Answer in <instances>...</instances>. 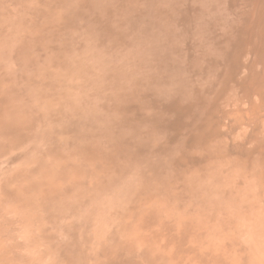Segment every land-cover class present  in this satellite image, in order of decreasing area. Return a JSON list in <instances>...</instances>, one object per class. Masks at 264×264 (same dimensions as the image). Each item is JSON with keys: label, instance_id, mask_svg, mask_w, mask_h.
<instances>
[{"label": "bare ground", "instance_id": "bare-ground-1", "mask_svg": "<svg viewBox=\"0 0 264 264\" xmlns=\"http://www.w3.org/2000/svg\"><path fill=\"white\" fill-rule=\"evenodd\" d=\"M34 1L0 47L26 82L1 59L0 152L37 142L0 183V264L66 236L60 264H264V0Z\"/></svg>", "mask_w": 264, "mask_h": 264}, {"label": "rangeland", "instance_id": "rangeland-1", "mask_svg": "<svg viewBox=\"0 0 264 264\" xmlns=\"http://www.w3.org/2000/svg\"><path fill=\"white\" fill-rule=\"evenodd\" d=\"M10 1V2H9ZM16 1V3L14 4V2ZM28 1L29 0H27V2H26V0L25 1H20V0H4V1H2V0H0V10H2V11H0V15H1V18H0V39H3V40H0V47H3V50L5 49V52H6V50H7V44H5L4 45V42L6 43V41L9 39L8 38V33H13V32H18V30L17 29H19V33H23L22 31V26H21V24H22V22L24 21V19L26 20H28L29 21V18H30V21L29 22H31L32 21V14L30 13V10H31V7H30V9H29V15L27 14V8H28ZM34 1V0H33ZM35 1H36V3H35ZM34 1V3L33 2H29V4H31L32 6H33V4L35 5V4H37V6L39 5V6H41L40 8H42V5L43 4H41V3H39V2H37V0H35ZM7 2H9L8 3V5H7ZM23 3V4H21L20 5V3ZM25 2V3H24ZM1 3H2V5H1ZM11 3H12V6H11ZM17 3H19V7L17 8L16 7V5H17ZM5 4V5H4ZM14 4V5H13ZM24 4L27 6V8H26V10H25V6H24ZM41 4V5H40ZM30 5V6H31ZM10 6V7H9ZM36 6V5H35ZM14 7H15V9H14ZM23 7H24V9H23ZM5 8H8V9H6L5 10ZM12 8V9H11ZM23 9V10H21V9ZM11 9V10H10ZM35 9H37L36 7L35 8H32V10H31V12L33 13V12H35ZM38 9H39V7H38ZM17 10H20V11H18L19 12V14H18V12H17ZM25 10V11H24ZM22 11V12H21ZM23 11H24V13H23ZM12 12V13H11ZM25 12H26V14L28 15H25ZM8 13H10L9 15H7ZM15 13H16V15H17V17H16V15H15ZM4 14L7 16V19H6V16H4ZM20 15H21V17H20ZM27 16V17H26ZM31 16V17H30ZM14 17V18H13ZM26 17V18H25ZM3 18H4V21H3ZM16 18H18V19H16ZM19 18H20V21H22L21 23H20V21H19ZM15 19V22H13V20ZM47 19V18H46ZM45 19V20H46ZM17 20V21H16ZM40 20V19H39ZM5 21H6V23H5ZM41 21L43 22V20H40L39 22V25H41ZM17 22H19V25L17 24ZM46 22L48 23L49 22V19L48 20H46ZM8 23H10V24H8ZM11 23H13V25H15V29H14V31H12V28L14 27ZM42 24H46L45 23V21L42 23ZM38 25V26H39ZM5 26V27H4ZM8 26H10V27H8ZM43 26V25H42ZM4 27V28H3ZM12 27V28H11ZM17 27V28H16ZM32 27V28H31ZM34 27H35V25H34ZM7 28V29H6ZM39 29V27H36L35 28V30L36 29ZM24 29V28H23ZM26 29H28L27 27H26ZM25 29V30H26ZM33 29V30H32ZM5 30V31H4ZM32 31V32H34V28H33V26L32 25H30V28L28 29V31ZM37 31V30H36ZM7 32V33H6ZM69 32H73V33H71V34H69ZM69 32H68V35L72 38V37H78V33H79V31H77V30H69ZM1 34H4L5 36H2ZM2 37H4V38H2ZM6 38V39H5ZM3 45V46H2ZM5 47V48H4ZM1 49V52L3 51L2 50V48H0ZM114 49V48H113ZM101 50V49H100ZM1 52H0V63H1V59H2V54H1ZM4 56V55H3ZM6 58V57H5ZM2 62H4V63H1V68H2V70L8 75V77H9V79L10 80H8V81H6L5 83H2L1 84V88L2 89H5V88H7L9 85H10V82H11V80L12 81H14V83L13 82H11V86L12 87H14V88H17V86H18V88H19V85L21 86L20 88H23L24 86H25V83L26 82H24V80L23 79H14L13 78V76H12V74H13V72H14V77H16V73H17V67L14 65V63L12 64V63H10V60L9 59H5L4 60V57H3V59H2ZM9 62V63H8ZM5 63H6V65H5ZM10 64H12V66H10ZM4 65V66H3ZM9 66V68H7ZM4 67V68H3ZM11 68V69H10ZM7 69H8V71H7ZM15 71H14V70ZM9 70H10V72H11V74H8L7 72H9ZM7 71V72H6ZM12 76V77H11ZM18 81H19V83H18ZM21 81H23V82H21ZM16 82H17V86L15 87V85H16ZM22 83V85H21V83ZM7 83V84H6ZM12 84H14V85H12ZM24 84V85H23ZM7 86V87H4V86ZM3 86V87H2ZM23 86V87H22ZM27 89V88H26ZM26 91V90H25ZM30 92V90L28 91V89H27V91L25 92V93H29ZM34 143H35V145H34ZM36 141H31V143H30V141L29 142H27V145H28V148H27V146H26V144L24 145V147L23 146H20L21 148H14V149H10V148H8V149H6V150H4V151H2V152H0L1 154H0V161H1V163H0V183L2 184L3 183V180H5V182L9 179V177L10 178H12V177H15L16 175H17V173H18V169H19V172L21 173L22 172V169H23V171L25 170V167L27 168L28 166L26 165V163L29 165V163H30V161L32 160V157H33V155H34V152H32V151H34V149H35V147H36ZM30 145H32V149H31V152H30V148H31V146ZM35 147H34V146ZM26 146V147H25ZM30 147V148H29ZM23 148V149H22ZM26 148L29 150H27L26 151ZM18 149H20V150H18ZM10 151V152H9ZM25 151H26V153H25ZM6 152V153H5ZM19 152H20V154H19ZM4 153V154H3ZM28 153L30 154V155H32L31 156V159H30V155H29V157L27 156L28 155ZM11 154V155H10ZM22 154V156H20L19 157V155H21ZM14 155H15V157H17V159H16V161L14 160L12 163H7L11 158H12V156L14 157ZM23 155H24V157H23ZM3 156V157H2ZM5 157V158H4ZM6 157H7V159H6ZM22 157V159H19V158H21ZM3 159V160H2ZM22 161V162H21ZM26 161V162H25ZM19 162V163H18ZM21 163V164H20ZM9 164V165H8ZM11 164H14V165H11ZM17 165V167H16V165ZM18 165H19V167L21 166V169L18 167ZM22 165H24V168H22ZM3 166V167H2ZM5 166V167H4ZM16 170V171H15ZM14 171V172H13ZM10 173H11V175H10ZM14 173H15V176H13L14 175ZM19 174V173H18ZM12 176V177H11ZM8 178V179H7ZM4 182V183H5ZM2 185H4V184H2ZM14 185V186H13ZM13 185H11V188L13 189V190H16L17 191V188H18V185H16V184H13ZM15 187V188H14ZM17 187V188H16ZM20 187V186H19ZM3 188V187H2ZM1 189V188H0ZM0 196H2V197H0V202H2V204H3V199H4V197H3V195H1V192H0ZM1 203H0V205H2ZM10 205V204H9ZM13 205L14 204H12V205H10V207H12V209L15 211V208L13 207ZM4 207H6L5 209L7 210V212L9 213L10 212V214H7L9 217H11V213H12V210L10 211V207L6 204H4L3 205V207H1L2 208V212H3V210H4ZM10 208V209H9ZM6 210L4 211V212H6ZM13 211V212H14ZM13 216H14V218H16V216H15V213H14V215L12 214V218H13ZM70 219H72L73 218V221H75L76 220V218H77V216H74V217H69ZM69 218H67V220H64V224H66L65 226L64 225H62L63 224V221L61 222V224L59 223V225L58 226H54L55 227V229L57 230H55V233H54V228H52L53 230L51 231V229H48V231L50 230V232H51V234H50V232L48 233V231H47V234L48 235H55V237L57 238V240L58 239H60V238H62V236H60L62 233H60L59 231H61V232H63L62 231V229H61V227H60V225L61 226H63V227H67V226H69V223H70V219ZM75 219V220H74ZM68 220H69V222H68ZM99 224L100 223H98V224H96L95 225V238L93 239V243H90L91 245H89L88 247L90 248V252L91 253H94L96 250H97V248H98V240H99V237H101L102 235L104 236V233L107 231V229H108V227H106V225H103V224H101V225H103V228H104V230H102L103 228H102V226L100 225L99 226ZM36 227H37V225H36ZM36 227H35V232L37 233L38 231V229L36 230ZM57 227V228H56ZM98 227V228H97ZM101 227V228H100ZM38 228V227H37ZM51 228V227H50ZM101 229V230H100ZM18 231H16V233H15V235H16V238L18 239V237H19V235H20V239H19V241H21L22 242V240H24L25 238H27V236H28V231H27V229H22V227H20V230L19 229H17ZM25 230H26V234H25ZM100 231V232H99ZM101 231H103V233H101ZM20 233V234H19ZM56 233L59 235V237L56 235ZM107 233V232H106ZM105 233V234H106ZM30 234H31V232H30ZM64 235V234H63ZM18 236V237H17ZM102 236V237H103ZM97 237V238H96ZM101 237V238H102ZM100 238V239H101ZM65 239H67V236L64 238L63 237V239H60V240H58L59 242L57 243V241H56V243H45L44 244V242H39V244H38V246H37V249H35L36 247H34L33 248V251H32V248L30 247H27V250H25L26 249V247H25V251H24V255H26L27 254V252H28V254L26 255V257H30L29 258V260H31L32 261V259H31V257L34 259V264H37L38 263V261H39V263L38 264H41L42 263V260L44 261V263H42V264H47L48 262H49V264H55L54 262H57V261H59L58 260V258H57V252H55V251H57L56 250V246H57V244H62L63 246H65V245H69L68 243H71L70 242V240L69 239H67V241L69 240V242L66 244V242H64L65 243V245L63 244V243H61V242H63ZM26 240V239H25ZM94 240H95V242H94ZM216 240V239H215ZM8 242H10V240H7ZM25 242V241H24ZM42 243L44 244V245H49L50 246V244H52L51 246V250H49V248H48V246H45V248H44V246L41 248L40 247V244L42 245ZM97 245H96V244ZM55 244H56V246H55ZM214 244H215V249L216 248H218L219 247V245H220V241L219 240H216L215 242H214ZM219 244V245H218ZM218 245V246H217ZM54 246H55V250H54ZM91 246L93 247V248H91ZM39 247V248H38ZM70 247V246H69ZM69 247H67V248H69ZM28 248H29V250H28ZM47 248H48V250H47ZM88 248V249H89ZM42 249L44 250H46V255L44 254V255H41V253H40V251H42ZM52 249H53V252H52ZM32 253H30V252ZM39 251V253H40V255H38V254H36V252H38ZM21 252H23V251H21ZM48 252H50V254L48 255ZM54 252L56 253V254H54ZM33 253L36 255L35 256V258H34V256H33ZM52 254V255H51ZM53 254L55 255V257L56 258H54L53 259ZM48 255V256H47ZM47 256V257H46ZM42 257V258H41ZM36 258H37V260H36ZM45 258V259H44ZM47 258V259H46ZM185 259V258H184ZM186 261L185 262H187V263H193V258H192V255L191 254H189V255H187L186 256ZM234 259L235 260H233V257L231 258H229L228 259V261L229 260H233V262L232 261H229L228 262V264L229 263H231V264H237V257L235 258L234 257ZM41 261V262H40ZM33 262V261H32ZM36 262V263H35ZM236 262V263H235ZM98 263V261L95 263L94 261H93V263L92 264H97ZM57 264H60V261H59V263L57 262ZM89 264V263H88ZM91 264V263H90Z\"/></svg>", "mask_w": 264, "mask_h": 264}]
</instances>
